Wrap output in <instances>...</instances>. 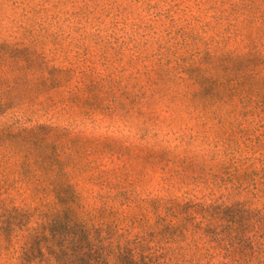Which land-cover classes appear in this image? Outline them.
Listing matches in <instances>:
<instances>
[{"label": "trees", "instance_id": "16d2710c", "mask_svg": "<svg viewBox=\"0 0 264 264\" xmlns=\"http://www.w3.org/2000/svg\"><path fill=\"white\" fill-rule=\"evenodd\" d=\"M0 7V264H264V0Z\"/></svg>", "mask_w": 264, "mask_h": 264}, {"label": "rangeland", "instance_id": "374dc122", "mask_svg": "<svg viewBox=\"0 0 264 264\" xmlns=\"http://www.w3.org/2000/svg\"><path fill=\"white\" fill-rule=\"evenodd\" d=\"M40 3H38V5H35V11L37 12V11H39V9H40V7H41V5H39ZM191 15H196L197 14V10H196V8H193L192 9V11H191V13H190ZM44 18V17H43ZM43 18H41V15L38 13L37 15H30V19L27 21V23H26V26H28V24L30 23V22H34V23H37V25L39 24V22H41V19H43ZM2 19V13H1V7H0V20ZM194 19L195 18H193L192 20L194 21ZM178 22L179 23H183L184 25H187V21H183V18H180L179 20H178Z\"/></svg>", "mask_w": 264, "mask_h": 264}]
</instances>
